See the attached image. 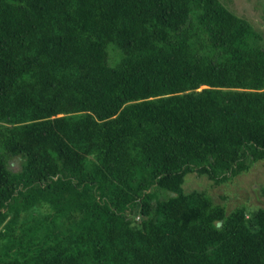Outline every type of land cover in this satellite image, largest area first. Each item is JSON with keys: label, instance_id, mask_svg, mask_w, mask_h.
Returning <instances> with one entry per match:
<instances>
[{"label": "trees", "instance_id": "1", "mask_svg": "<svg viewBox=\"0 0 264 264\" xmlns=\"http://www.w3.org/2000/svg\"><path fill=\"white\" fill-rule=\"evenodd\" d=\"M264 46L220 0H0V264H264Z\"/></svg>", "mask_w": 264, "mask_h": 264}, {"label": "rangeland", "instance_id": "2", "mask_svg": "<svg viewBox=\"0 0 264 264\" xmlns=\"http://www.w3.org/2000/svg\"><path fill=\"white\" fill-rule=\"evenodd\" d=\"M220 1L246 18L259 31L264 46V0ZM182 186L185 190H205L214 201L222 202L226 209L240 203L248 207L264 205V159L255 161L247 170L217 183L204 174L190 171L185 174Z\"/></svg>", "mask_w": 264, "mask_h": 264}]
</instances>
